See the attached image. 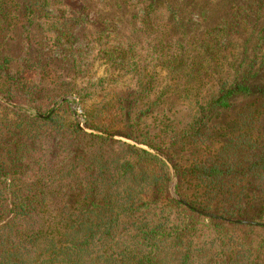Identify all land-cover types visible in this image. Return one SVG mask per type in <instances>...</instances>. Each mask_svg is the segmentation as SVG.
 <instances>
[{"label":"trees","instance_id":"16d2710c","mask_svg":"<svg viewBox=\"0 0 264 264\" xmlns=\"http://www.w3.org/2000/svg\"><path fill=\"white\" fill-rule=\"evenodd\" d=\"M0 264H264V0H0Z\"/></svg>","mask_w":264,"mask_h":264},{"label":"rangeland","instance_id":"374dc122","mask_svg":"<svg viewBox=\"0 0 264 264\" xmlns=\"http://www.w3.org/2000/svg\"><path fill=\"white\" fill-rule=\"evenodd\" d=\"M96 75L97 76H102L104 75V70L102 67L98 68L96 70ZM116 86V84H112L111 87H114ZM62 104H66V110L64 109V112L61 113L62 116H64V118L68 121H74L76 122V124L78 125L79 127V124L81 125V127L85 128L84 127V122H85V118H84V112L81 108V105L79 104V100L77 99V97L73 94H67L66 96H63L62 98L58 99L56 101V104L53 106L52 110H56L57 108H59ZM86 129V128H85ZM90 130V129H89ZM100 132V131H99ZM105 134V133H104ZM115 137H118V138H122V139H125L127 140L126 138L124 137H121V136H117V135H114ZM117 140V139H115ZM119 140V139H118ZM121 141V140H119ZM130 141V140H129ZM123 142V141H122ZM133 142V141H131ZM135 144H139V145H143V144H140V143H136V142H133ZM145 146L146 148H148V146L146 145H143ZM136 148H139V147H136ZM141 149V148H139ZM149 150L155 152V153H158L160 155H162L161 153H159L158 151H155L153 149H150L148 148ZM163 157H165L164 155H162ZM166 158V157H165ZM167 159V158H166ZM168 160V159H167ZM169 161V160H168ZM170 163V162H169Z\"/></svg>","mask_w":264,"mask_h":264},{"label":"water","instance_id":"95a60500","mask_svg":"<svg viewBox=\"0 0 264 264\" xmlns=\"http://www.w3.org/2000/svg\"><path fill=\"white\" fill-rule=\"evenodd\" d=\"M38 116H39L40 118H43V117H44V116H42V115H38ZM46 117H47V116H46ZM79 128H80L83 132L88 133V134H93V135H97V136H104V137H108V136H109V135L104 134V133L99 132V131H94V130L85 129V128L81 127L80 124H79ZM109 137H110V138H113V139H117V140L119 139V140H121V141H123V142H125V143H128V144H130V145H134V146L139 147V148H141V149H144V150H146V151H148V152H150V153H152V154H154V155H157L158 157H160V158H161V159H162V160H163V161L169 166V168H170V170H171V173H172V175H173V169H172L171 164H170L169 161H168L165 157H163L162 155H160V154H158V153H155V152L149 150L148 148H146V147L143 146V145L135 144V143H133V142H131V141H129V140H125V139L118 138V137H115V136H109ZM177 200L180 201L179 198H177ZM182 204L185 205L186 207L190 208L186 203L182 202ZM196 213H197V214H200V215L203 216V217H207V218H214V219H217V218H218L216 215L207 214V213H204V212H200V211H198V210H196ZM226 221H228V220H226ZM242 223H243V224H246V225H256L255 223H251V222H242Z\"/></svg>","mask_w":264,"mask_h":264}]
</instances>
